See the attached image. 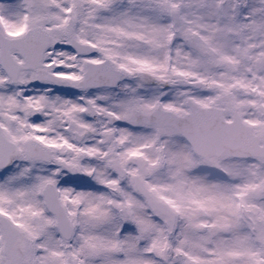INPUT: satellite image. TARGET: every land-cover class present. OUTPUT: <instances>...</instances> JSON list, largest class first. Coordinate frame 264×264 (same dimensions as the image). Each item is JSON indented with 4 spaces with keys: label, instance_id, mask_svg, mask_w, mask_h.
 <instances>
[{
    "label": "snow or ice",
    "instance_id": "6c2138e0",
    "mask_svg": "<svg viewBox=\"0 0 264 264\" xmlns=\"http://www.w3.org/2000/svg\"><path fill=\"white\" fill-rule=\"evenodd\" d=\"M0 264H264V0H0Z\"/></svg>",
    "mask_w": 264,
    "mask_h": 264
}]
</instances>
